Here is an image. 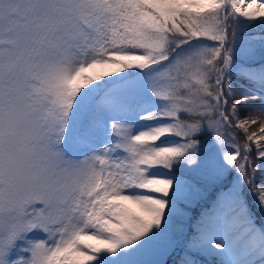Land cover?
Masks as SVG:
<instances>
[{
    "label": "snow or ice",
    "instance_id": "snow-or-ice-1",
    "mask_svg": "<svg viewBox=\"0 0 264 264\" xmlns=\"http://www.w3.org/2000/svg\"><path fill=\"white\" fill-rule=\"evenodd\" d=\"M0 264H264V0H0Z\"/></svg>",
    "mask_w": 264,
    "mask_h": 264
}]
</instances>
